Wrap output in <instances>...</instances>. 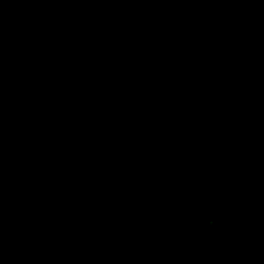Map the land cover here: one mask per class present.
<instances>
[{
    "label": "trees",
    "instance_id": "trees-1",
    "mask_svg": "<svg viewBox=\"0 0 264 264\" xmlns=\"http://www.w3.org/2000/svg\"><path fill=\"white\" fill-rule=\"evenodd\" d=\"M88 1L91 18L64 17L60 28L107 39L77 57H51L27 40L25 66L43 81L17 85L16 95L34 111L50 113L68 84L86 100L99 83L102 108L112 113L136 79V66L149 60L164 87L140 100L133 122L164 138L153 142L152 162L138 138L115 142L109 156L94 133L66 134L63 151L28 143L35 166L56 183L88 170L79 197L114 196L124 187L138 197L72 211L75 253L61 242L58 215L46 222L25 188L5 182L0 217L4 230L30 243L20 254L24 263L232 264L222 232L194 225L199 205L228 226L248 263L264 264V209L254 198H264V179L256 170H232L231 154L205 140L222 134L264 162V126L243 131L246 104L226 102L212 87L213 76L232 87L247 76L257 80L264 100V0Z\"/></svg>",
    "mask_w": 264,
    "mask_h": 264
},
{
    "label": "rangeland",
    "instance_id": "rangeland-1",
    "mask_svg": "<svg viewBox=\"0 0 264 264\" xmlns=\"http://www.w3.org/2000/svg\"><path fill=\"white\" fill-rule=\"evenodd\" d=\"M66 16L91 18V4L88 0H0V180L4 177L8 182L25 188L33 204L43 208L46 222L56 213L61 223L63 246L78 253L80 244L70 235L69 216L72 211L111 206L121 197L138 195L124 187L114 196L79 197L76 189L87 178L88 170L82 169L67 183H56L35 166L26 148L27 144H47L63 151L68 148L66 134L94 133L109 156L115 142L138 138L146 143L148 159L152 162V144L156 139L164 138V135L135 125L133 113L146 94L159 92L164 85L155 78L152 63L147 60L136 66V79L112 113L102 108L99 83L86 100H83L73 84H68L62 102L55 110L50 113L34 111L30 103L15 93L17 85L39 84L43 78L41 74L29 72L25 67V48L21 44L23 38L30 37L34 44H39L38 47L52 55L68 57L84 55L107 39L105 36L82 38L64 32L59 22ZM256 85L257 81L247 76L237 88L223 83L216 76L212 78V87L223 100L243 101L246 104L247 111L240 125L245 132L264 125V120L251 123L254 118L264 116L259 103L250 97ZM205 140L217 142L231 154L232 170H256L264 179V162L250 151H239L222 134L213 138L206 137ZM2 189L3 183L0 182V193ZM254 198L264 209V198ZM197 210L199 218L194 225L215 227L222 232L224 240L221 247L232 250V264H252L245 260L240 244L224 222L208 217L199 205ZM3 225L4 220L0 217L1 262L25 264L20 254L30 243L4 230Z\"/></svg>",
    "mask_w": 264,
    "mask_h": 264
},
{
    "label": "flooded vegetation",
    "instance_id": "flooded-vegetation-1",
    "mask_svg": "<svg viewBox=\"0 0 264 264\" xmlns=\"http://www.w3.org/2000/svg\"><path fill=\"white\" fill-rule=\"evenodd\" d=\"M62 20V19H61ZM60 20V21H61ZM59 24H60V22H59ZM65 32V31H64ZM66 33H68V32H66ZM68 34H70V33H68ZM28 40V42L29 43H31L33 46H35L36 44H34L33 42H32V40L30 39V37H28V36H26V38L24 39L23 38V40H22V45L24 46V48H25V54H24V57H25V55H26V52H27V44H26V41ZM37 45H39V44H37ZM36 47V46H35ZM24 57H23V60H24ZM24 65H25V63H24ZM26 67V66H25ZM29 72H32V71H30V70H28ZM32 73H38V74H41L42 75V73L41 72H32ZM43 76V75H42ZM243 80V79H242ZM255 80V79H254ZM42 81H43V78L41 79V82L39 83V84H41L42 83ZM257 81V80H256ZM24 84H26V83H24ZM39 84H33V85H39ZM21 85H23V84H21ZM27 85H30V83H28ZM32 85V84H31ZM257 86H258V82H257V85H256V88H257ZM237 88V87H236ZM254 91H256V89L254 90ZM254 91L252 90L251 92H250V97H252L253 99H254V102L256 103V102H258L259 103V105H260V107L264 110V100H261L260 98H259V96H258V94H257V91H256V94H257V97H256V94H254ZM24 101H26V100H24ZM242 118V117H241ZM241 118H240V125H241ZM263 120H264V116L263 117H261L260 119H258V118H254L253 120H251V123L252 124H254V123H256L257 121L258 122H263ZM259 126V125H258ZM260 126H264V125H260ZM257 127V126H256ZM255 128V127H254ZM0 182L1 183H3V186H4V183L5 182H8V180L6 179V178H4V177H2L1 178V180H0ZM10 182V181H9Z\"/></svg>",
    "mask_w": 264,
    "mask_h": 264
},
{
    "label": "water",
    "instance_id": "water-1",
    "mask_svg": "<svg viewBox=\"0 0 264 264\" xmlns=\"http://www.w3.org/2000/svg\"><path fill=\"white\" fill-rule=\"evenodd\" d=\"M91 11H92V14H93V12H94L93 7H91ZM66 17H68V16H66ZM69 17H70V16H69ZM72 17L80 18V19H87V18H84V17H81V16H72ZM35 46H36V48H38L39 50L43 51L44 53H46L47 55H49V56H51V57H68V56H55V55H52V54H50V53L44 51L42 48L38 47V45H35ZM70 57H77V56H70Z\"/></svg>",
    "mask_w": 264,
    "mask_h": 264
}]
</instances>
